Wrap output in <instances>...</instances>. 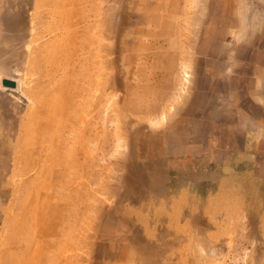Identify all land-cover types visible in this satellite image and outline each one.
I'll use <instances>...</instances> for the list:
<instances>
[{"label":"rangeland","instance_id":"rangeland-1","mask_svg":"<svg viewBox=\"0 0 264 264\" xmlns=\"http://www.w3.org/2000/svg\"><path fill=\"white\" fill-rule=\"evenodd\" d=\"M0 83V264H264V0H0Z\"/></svg>","mask_w":264,"mask_h":264},{"label":"bare ground","instance_id":"bare-ground-1","mask_svg":"<svg viewBox=\"0 0 264 264\" xmlns=\"http://www.w3.org/2000/svg\"><path fill=\"white\" fill-rule=\"evenodd\" d=\"M1 84V83H0ZM0 87H2L1 85H0ZM40 128V127H39ZM37 132H40V131H37ZM37 134V133H36Z\"/></svg>","mask_w":264,"mask_h":264}]
</instances>
